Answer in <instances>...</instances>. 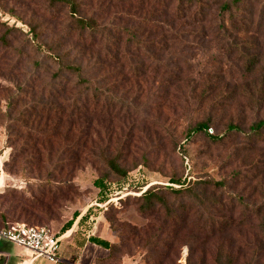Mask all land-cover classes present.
<instances>
[{
  "label": "rangeland",
  "instance_id": "obj_1",
  "mask_svg": "<svg viewBox=\"0 0 264 264\" xmlns=\"http://www.w3.org/2000/svg\"><path fill=\"white\" fill-rule=\"evenodd\" d=\"M80 1L87 4V16L110 0ZM190 3L176 0L170 8L186 14L187 24L180 29L184 33L172 28L164 35L156 32L152 1L148 8L124 4L107 8L99 18L109 31L120 25L130 32H123L118 43L111 40L115 35L106 34L88 37L91 42L83 45L71 32L74 20L68 8L51 7L48 0H0V22L24 32L11 39V46L0 44V113L10 110L16 121L0 115V212L58 234L75 213L101 216L117 237L112 264H153L151 259L157 257L170 264H217L221 252L229 253L234 264H264V238L258 231L264 219V128L253 131V125L264 120V104L259 107L247 97L249 89L264 85V0H240L230 14L207 1L189 11ZM117 12L123 16L115 17ZM222 23L227 30L219 28ZM35 24L43 26L40 41L62 45L70 57L90 67L85 74L102 92L99 102L89 101L99 113L92 123V145L106 146L111 156L122 152L123 165L130 170L125 178L108 172L92 154L80 157L63 151L72 143L60 140L68 123L49 144L37 143L35 137L51 131L22 126L25 110L31 113L32 104L40 106L45 96L57 98L56 91L63 88L58 101L64 118L76 96L77 79L26 39H31L29 28ZM3 31L0 26V35ZM250 57L258 61V71L247 75L242 69ZM202 92L208 96L204 103ZM12 96L16 105L9 107ZM18 97L26 100L17 102ZM201 122L218 141L204 131H191ZM231 123L239 131L229 130ZM103 174L109 190L101 193L94 181ZM171 177L186 184L223 180L226 186L207 198L222 203L216 209L222 217H233L235 231L210 236L197 206L176 241H122L125 227L144 228L145 239L162 227L161 212L143 216L133 199L152 186L180 188L170 183ZM127 196L130 200L124 201ZM102 198L109 204L99 203ZM105 212L113 219L112 227Z\"/></svg>",
  "mask_w": 264,
  "mask_h": 264
},
{
  "label": "trees",
  "instance_id": "obj_2",
  "mask_svg": "<svg viewBox=\"0 0 264 264\" xmlns=\"http://www.w3.org/2000/svg\"><path fill=\"white\" fill-rule=\"evenodd\" d=\"M51 7L54 6H63L68 8L70 12L71 18L73 21V26L71 28V32L73 35L77 36V39L85 45L86 42H91L87 38H98V36H103L106 34H113L115 37L111 36V40H117V43L121 40L123 32H130L128 29L123 26L117 25L112 31L107 30L108 26H103L100 15H104L107 13V8L111 9L116 6L118 8H122L125 6L124 4H131L128 6L129 9L135 6H141L142 8H148L150 5V1L154 5L156 10L155 21L156 26L155 30L161 35H164L169 28L172 30H176V33H180V29H184L187 22L184 20L186 18V14L181 15L180 11L177 10L175 12H171L170 8L174 1L176 0H110L105 6L102 7L100 5L99 9L86 16V7L87 4L83 3L80 0H48ZM182 1V0H179ZM204 1L210 3V7H215L216 10H220V13H232L234 8H237V4L240 0H191V3L188 7L189 11L196 4H202ZM128 9V10H129ZM127 10V11H128ZM123 16L122 13H116L115 17ZM217 17V16H216ZM0 26L4 29L3 33L0 35V44L4 47L11 46V39L16 40L19 37V34H23V30L16 27L15 25L9 26L6 23H1ZM167 26L168 28H165ZM43 26L40 24H35L30 26L29 32H31V39L27 37L26 39L31 41L32 44L35 45V49L37 52L48 55L50 58H53L58 62L62 71H65L67 75L76 78L77 82L73 84V87L76 92V96L74 97V103L70 105V109L67 113V116L64 118L65 111L64 107L58 98L62 96L61 92L63 88L57 90V98L56 95L53 97L52 93L49 94L48 99L45 96V99H41L43 104L36 106L32 104L31 113H27L25 110V121H23V127L25 128L27 125L32 124L38 132V129L43 132H50L43 137H35V142L41 144H49L50 138L54 139L59 135V128L64 123H68V128L66 131L60 136V140L63 141H71V145L67 148H64L63 151L72 150L73 154L79 155L80 157L86 155H94L96 157V161H100L101 164L105 167L108 172L113 173L114 175L125 178L130 171L124 166L123 153L118 152L117 154L111 156L109 155L108 148L98 146L97 143L92 145L95 142L96 138L91 137L92 132V123L95 114H99L95 109L96 106H93L89 103L90 100L94 99L96 102H99L101 99L102 92L99 91L97 87L91 85L90 81L92 78L86 76L85 69H89L90 67L83 66L82 63H78L76 61V56L70 57L69 52L64 51L62 45H53L49 43H43L40 41L42 35L41 30ZM221 30H227V26L222 23L219 26ZM178 29V30H177ZM133 32V31H131ZM184 33V32H182ZM133 35V34H132ZM131 35V36H132ZM184 37V34H182ZM110 38V37H109ZM93 40V39H92ZM83 53H78L81 56ZM42 61H38V68H41ZM258 61L255 58H249L248 63L242 69V72L245 74H254L258 71L257 69ZM58 74H56V77ZM55 77V78H56ZM90 78V80H89ZM53 79V77H52ZM79 88L78 92L76 88ZM46 87L42 88L45 92ZM34 90V89H31ZM65 91V90H64ZM262 96V97H261ZM248 99L253 101V104L262 107L264 104V85H256L255 89H249V94L247 95ZM11 98V99H10ZM202 103L206 102L208 96L206 93L202 92L199 95ZM9 107L10 105H16L13 103L15 97H9ZM21 100H26V98L18 97L17 102ZM103 109V108H102ZM108 110V109H107ZM109 111L100 114H106ZM0 115H4L7 118L11 119L10 122L14 121L12 117V111L7 110L6 112L0 113ZM60 116V118L57 117ZM33 117V120L29 117ZM21 117V115H20ZM23 117V116H22ZM36 117V118H35ZM13 118V119H12ZM53 120L54 124H50L49 122ZM64 121V122H63ZM229 130H237L239 131L238 125H234L231 123L228 126ZM264 128V120H260L253 125V131L256 133H261ZM192 132H200L204 131L209 136L210 139L214 141H218L219 137H216L209 133L210 126L206 122L198 123L196 127H194ZM191 132V133H192ZM9 134L11 135L12 132ZM28 135V134H27ZM39 140V141H38ZM53 145V144H52ZM51 145V146H52ZM53 153L52 149H49V154ZM136 167V165H133ZM107 175L103 174L101 177H98L94 181V185L99 188L100 192L103 193L105 190H109V187L106 184ZM171 184L181 185L180 188L176 189L171 186L166 187L165 189H161L157 186H152L144 191L139 197L134 198L138 211L143 216H152L156 213H162L165 216L164 224L162 227L158 228V231H154L151 233L150 237L145 239V229L144 228H129L125 227L124 230L126 233H121L122 241H176L179 239V235L187 229L189 225V220L192 213H195L197 206L202 208V214L205 215V228H209L210 236H217L218 233L224 234L226 232L233 233L237 226L234 223V219L232 216L222 217L221 212L216 208L219 207L222 203L218 202V200H212L208 202L209 198H207L210 194L215 195L216 192L220 191L226 186V183L222 180L215 181L213 179H199L196 181H189V183L182 182L178 177H171ZM186 184V185H185ZM119 186H123L119 182ZM14 196H12L13 198ZM127 199L124 201L130 200V197L127 196ZM51 200V199H50ZM120 200H122L120 198ZM109 202L102 198L99 203ZM208 202V203H207ZM108 211V210H107ZM37 218L42 217L41 214H31ZM90 215L89 212H86L85 215L81 218L83 220L86 216ZM106 219L110 223V226L113 225V219L110 215L105 212ZM79 215H74V217L67 221L65 225L62 227L59 235L66 233L68 231L75 219ZM36 218V219H37ZM18 221H14L13 219H9L5 213L0 212V225L5 226L9 223H14ZM28 224V223H27ZM33 225V224H29ZM175 228L171 232L168 230L170 227ZM260 234L264 238V219L260 222L258 228ZM168 232V234H167ZM167 234V235H166ZM166 235V236H165ZM89 240L93 243H96L106 249L109 250L110 255L107 259H103L99 261V264H112L114 262V253L118 251L119 246L115 243H111L107 240L101 239L96 236H91ZM159 251V248L156 249ZM169 257L167 253L163 255V257ZM153 264H170V262L160 259V257L151 259ZM217 264H234V260L229 253L221 252L217 255L216 258Z\"/></svg>",
  "mask_w": 264,
  "mask_h": 264
},
{
  "label": "crops",
  "instance_id": "obj_3",
  "mask_svg": "<svg viewBox=\"0 0 264 264\" xmlns=\"http://www.w3.org/2000/svg\"><path fill=\"white\" fill-rule=\"evenodd\" d=\"M86 212L81 213L62 237L59 252L60 261L53 263L44 257H34L32 252L7 241H0V264H99L100 260L110 255L108 249L89 240L96 236L111 243L117 242V237L108 228L101 216L91 214L83 220Z\"/></svg>",
  "mask_w": 264,
  "mask_h": 264
},
{
  "label": "built area",
  "instance_id": "obj_4",
  "mask_svg": "<svg viewBox=\"0 0 264 264\" xmlns=\"http://www.w3.org/2000/svg\"><path fill=\"white\" fill-rule=\"evenodd\" d=\"M63 236L64 234L59 235L47 226L29 225L25 222L0 225V241L27 249L34 257H44L53 263L60 261L59 252Z\"/></svg>",
  "mask_w": 264,
  "mask_h": 264
}]
</instances>
